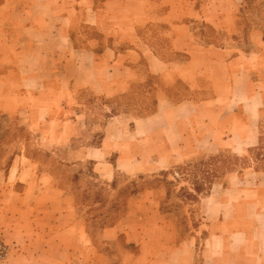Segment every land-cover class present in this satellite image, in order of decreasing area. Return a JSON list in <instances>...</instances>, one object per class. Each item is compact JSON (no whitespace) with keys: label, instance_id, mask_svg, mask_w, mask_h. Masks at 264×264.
<instances>
[{"label":"crops","instance_id":"0c3cea01","mask_svg":"<svg viewBox=\"0 0 264 264\" xmlns=\"http://www.w3.org/2000/svg\"><path fill=\"white\" fill-rule=\"evenodd\" d=\"M241 1L0 0V114L52 130L113 210L24 142L0 168V264H264V164H231L260 143L264 84L247 89L264 53L192 27L231 33ZM83 91L109 101L97 121ZM210 157L217 175L184 196L172 169Z\"/></svg>","mask_w":264,"mask_h":264},{"label":"rangeland","instance_id":"374dc122","mask_svg":"<svg viewBox=\"0 0 264 264\" xmlns=\"http://www.w3.org/2000/svg\"><path fill=\"white\" fill-rule=\"evenodd\" d=\"M234 25L235 30L231 33H227L225 32L226 30L217 31L214 27L199 19L192 23L194 30L198 33L199 31L204 32L201 36L203 42H212L220 46L230 47L234 49V53H264V51L260 49L261 46L264 45V0H242L239 2L235 13ZM152 37L157 39L162 48H167L166 41L161 39L163 37L159 34ZM262 56H264V54H262ZM260 61L261 60L256 62L260 64ZM254 63L250 65V68L255 73V80H253L254 82H252L251 86H248L247 90L255 89V91H258L262 84H264V67ZM242 90L245 89L242 88ZM80 95L83 101H85V106L92 108L93 112L90 115L91 121H97L100 115L104 114V110L109 107V101L100 98L97 99L86 91L81 92ZM114 106L113 111H120L124 108H134L130 101H126V103L122 102L118 105L114 104ZM136 109L144 113L149 111L150 107L147 106ZM27 128L24 116L12 118L5 114H0V168L7 165V160L10 157L20 153L24 149L23 144L26 142H33L34 146L31 145L25 147V149L35 155L52 156L54 161H49L45 165L57 171L58 175H63L62 177L77 181L78 186L81 190L83 189L84 192L78 195V200H81L80 202L86 204L101 201L103 204H107L106 212L111 213L113 211L111 209L112 203H110V200L104 195L109 189V184L106 181H102L96 173H93L90 163L77 162L72 165V163L64 161L63 159L69 158H67L66 155L63 156L62 147L55 148L53 143L55 134L52 130H30ZM89 133L93 135V133ZM85 136L88 137L87 132ZM93 136L96 137V135ZM92 141H94V139H92ZM224 155L230 157L227 153H224ZM214 159V157L203 158L199 162L181 165L172 169L171 172L176 178V182H172L175 183L176 187L180 186L182 190H184L183 195L186 197H190V195H187L189 187H195V189L198 190L205 189L208 183L213 181V177L217 175L214 170L218 166ZM262 160H264V129H261L259 145L249 149L243 159L240 158V160L231 164H235L239 167H246L247 165L251 166V164L256 163V166L262 167V164H264ZM222 167L221 170L224 171L225 165ZM87 188L92 190L93 194H86ZM100 215H102V213H100Z\"/></svg>","mask_w":264,"mask_h":264},{"label":"built area","instance_id":"2783aa9c","mask_svg":"<svg viewBox=\"0 0 264 264\" xmlns=\"http://www.w3.org/2000/svg\"><path fill=\"white\" fill-rule=\"evenodd\" d=\"M7 251H8L7 245L4 242L0 241V261L5 258Z\"/></svg>","mask_w":264,"mask_h":264}]
</instances>
